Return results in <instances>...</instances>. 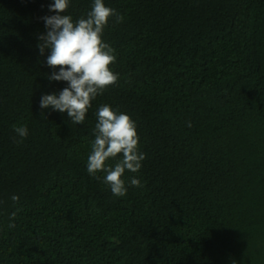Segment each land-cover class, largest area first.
<instances>
[{
	"label": "trees",
	"instance_id": "obj_1",
	"mask_svg": "<svg viewBox=\"0 0 264 264\" xmlns=\"http://www.w3.org/2000/svg\"><path fill=\"white\" fill-rule=\"evenodd\" d=\"M51 3L0 0V264H264V0H104L119 81L83 124L39 106L67 87L37 47ZM102 105L146 154L123 197L86 168Z\"/></svg>",
	"mask_w": 264,
	"mask_h": 264
},
{
	"label": "clouds",
	"instance_id": "obj_2",
	"mask_svg": "<svg viewBox=\"0 0 264 264\" xmlns=\"http://www.w3.org/2000/svg\"><path fill=\"white\" fill-rule=\"evenodd\" d=\"M70 0H53L49 11L54 15L44 16L46 33L38 37L37 47L41 55L49 50L47 66L54 71L47 75L49 81H64L58 94H45L40 98L41 109L67 113L74 124H83L92 101L108 88L117 85L119 74L112 70L116 63L115 50L104 41L103 33L110 18L114 24L122 23L123 15L107 7L104 0H93L91 9L77 20L67 12ZM58 68V71L55 69ZM86 168L90 176L102 180L117 197L127 194L124 173H138L146 154L140 151L136 123L125 113H118L109 105H102L96 113ZM191 127V124L188 125ZM14 133L22 142L28 135L26 125H13ZM109 161H115L114 165ZM97 173L104 175L98 176ZM128 183L142 188L141 181L133 176ZM12 200L18 202L19 197ZM16 213L11 214L15 219ZM15 225L10 223L9 228Z\"/></svg>",
	"mask_w": 264,
	"mask_h": 264
}]
</instances>
